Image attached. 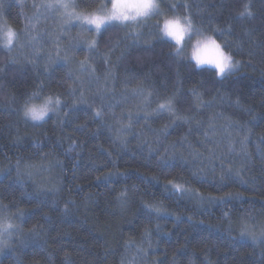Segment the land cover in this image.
Wrapping results in <instances>:
<instances>
[{
  "label": "trees",
  "instance_id": "trees-1",
  "mask_svg": "<svg viewBox=\"0 0 264 264\" xmlns=\"http://www.w3.org/2000/svg\"><path fill=\"white\" fill-rule=\"evenodd\" d=\"M25 1L0 0L16 30ZM170 3L164 12L189 15L244 67L218 79L173 55L159 16L99 35L73 28L67 52L49 34L22 37L13 55L25 58L0 47V224L13 225L0 264H264V235L241 234L264 229V0ZM93 38L90 52L80 43ZM57 55L67 63H50ZM33 93L59 98L58 111L28 120ZM156 208L171 215L150 216Z\"/></svg>",
  "mask_w": 264,
  "mask_h": 264
},
{
  "label": "clouds",
  "instance_id": "clouds-1",
  "mask_svg": "<svg viewBox=\"0 0 264 264\" xmlns=\"http://www.w3.org/2000/svg\"><path fill=\"white\" fill-rule=\"evenodd\" d=\"M50 5L62 10L66 20L81 13L78 23H83L88 28L99 26L101 30L111 23L135 24L145 18L159 16V34L173 45V55L194 61L198 69L206 67L214 70L218 79L235 70L236 61L232 52L215 35L197 28L179 12L161 11V0H107V3L92 13L78 12L76 0H53ZM15 34L14 25L0 23V47L8 48L12 45L16 39ZM60 104L57 97L33 93L23 108V115L34 122H40L49 113L57 112Z\"/></svg>",
  "mask_w": 264,
  "mask_h": 264
},
{
  "label": "rangeland",
  "instance_id": "rangeland-1",
  "mask_svg": "<svg viewBox=\"0 0 264 264\" xmlns=\"http://www.w3.org/2000/svg\"><path fill=\"white\" fill-rule=\"evenodd\" d=\"M170 1H172V0H161V11L164 12L165 10L168 9V5L171 4ZM52 2H53V0H27L24 3L20 4V5H22L21 10L24 14L23 15L24 19L22 22L23 24H22L21 29L16 30L17 38L13 41L12 45H10L8 48H6L12 54L11 56H13L16 59H18V58L21 59L20 57H23V56H24L23 58L26 57L25 54H22L23 56H18L16 54L13 55V53H15L14 52L15 48H19V49H21L20 47L23 48V43H21L22 37L26 38V36H29V38L31 39L30 41H35L40 35L46 36V34H49L50 41H51V43H53V46H54L56 51L58 50V51L67 52L65 50L66 47L63 48V46H61L62 45V39L68 38L70 43H72L77 36H73L70 33H72L73 28L79 29V26H78L79 23L75 20H72L71 21V27H69L68 25H63V21L66 19L62 15V10L54 9L52 7L51 8L43 7V5H48V4H51ZM77 11L82 12V11L78 10V8H77ZM155 18H158V16H151V17L145 18L143 20H140L139 21L140 23L137 24V26L145 24L150 19H155ZM141 21H143V22H141ZM4 22L7 23L4 15H3V12L0 10V23H4ZM108 25H110V24H107L104 27H106ZM131 25H133V24H131ZM62 27H63V30H61ZM91 29L92 28H89V30H82V32H84L82 34L85 35ZM91 31H94V30H91ZM56 33H59V40L53 39V35ZM94 33H95V31H94ZM82 43L83 42H81L80 44H82ZM80 44H78V45H80ZM27 48H28V46H27ZM32 49H35V48L31 47L30 50H32ZM185 51H187V45H185ZM243 67H244V64L241 62L240 65H238L234 71H231L225 75H228L230 73L241 70ZM48 115H50V113ZM28 120H30V119H28ZM30 121L33 123H38V122H34L32 120H30ZM40 122H42V121H40ZM250 230H251V231H249L250 234L247 233L245 235L246 237L248 235L249 238L254 239L253 236H255V238H258L259 236H261V237L263 236L261 233H262V231H264V229H258V230L250 229ZM8 236H9V234L4 235L3 237H0V239L4 240V238H6V240H4V241H7ZM6 244H8V242H6Z\"/></svg>",
  "mask_w": 264,
  "mask_h": 264
},
{
  "label": "snow or ice",
  "instance_id": "snow-or-ice-1",
  "mask_svg": "<svg viewBox=\"0 0 264 264\" xmlns=\"http://www.w3.org/2000/svg\"><path fill=\"white\" fill-rule=\"evenodd\" d=\"M43 7L51 8V5H50V4H48V5H43ZM176 7H177V6H176L175 4L172 5L173 10H175ZM183 7H185V8L187 9V8H190L191 5L184 4ZM245 11L247 12V6H245ZM247 14H248V15H251V13H247ZM185 17H186L187 19H189L190 22H193V20L190 18L189 15H185ZM80 19H81V13H77L75 16H72V17H70L69 19L64 20V21H63V25H68L69 27H71V21H72V20L79 21ZM84 19H87V17H84ZM78 26H79V28H80L81 30H89V28L86 27L83 23H79ZM157 27H158V25H157ZM61 30H63V27H62ZM91 30H94L95 33H96L97 35H99V34L101 33V29H100L99 26H96L95 28H92ZM216 31H220V32H221V35L224 34L223 31H221V30H219V29H216ZM15 35H16V38H17V33H16ZM53 39H55V40H59V33L54 34V35H53ZM10 43H11V42H10ZM83 43H85V44L87 45L88 51H90V52H95V51H97L98 41H97L95 38H93L91 41H83ZM75 46H76V45H73V47H75ZM57 59H63V60L65 61V63H67V61H68V56L65 55L64 57H60L59 55H57V56L54 57V58H53V57H50V58H49L50 63H51V62H54V61L57 60ZM240 63H241L240 61H236V62H235V68H236L238 65H240ZM84 64H85V62L82 61V62H81V67H82V68L84 67ZM161 110H168V111H171L172 109H171V107H170V104H162V105L159 106V108L157 109V111H161ZM95 116H96V117H101V116H102V113H101V112H97V113H95ZM129 118H130V119L132 118V117H131V114H130V117H129ZM147 119H148V116L146 115V116H145V120H147ZM129 126H130V125H129ZM165 131H166V128H165ZM151 151H152V149H150V152H151ZM159 162H161V163L165 162V158H164L163 156L160 157V161H159ZM18 164H19V162H18ZM228 171H229V174H231V170L229 169ZM109 174H112V173H109ZM125 175H126V173H125ZM169 183H171V181H169ZM165 188H167V185H165ZM173 189L176 190V191L183 190L181 185H173ZM123 195H124V194L122 193L121 196L123 197ZM200 199L203 200L204 197H201ZM216 199H220L221 201H223L224 198H223V197L217 198V197H211V196L208 197L209 202H214ZM146 207L151 208L150 205H149V206H146ZM17 215L20 216V217H22V216L24 215V212H23V211H19V212L17 213ZM149 215H150V216H151V215H155L157 218H159L161 215H171V213H167V212H166L164 209H162V208H156V209L154 210V212H149ZM225 216H227V213H225ZM44 219L47 220V219H50V218L47 217V216H45ZM175 219H176L177 221H179L181 218H180L179 216H176ZM187 219H188V221H189L193 226H195V225H197V224L205 223V221H203V220L195 221V220H193V218H192L191 216H188ZM12 228H13V225H11V224H0V237H3L4 235L10 234V229H12ZM17 228H18V226H17ZM160 231H161V226H160L159 224H157V225H156V232H157L158 234H160ZM245 233H249V229L247 228V226H245V227L242 228V230H241V234H242V235H244ZM32 234L35 235V229L32 230ZM249 234H250V233H249ZM261 234L264 235V231H262ZM143 235H144L145 237H148V238H149V239H148L149 249L155 251V249L152 248V243H151V239H150V235H151L150 232L146 230V231L143 233ZM253 238L255 239V236H253ZM5 246H7L6 241H4L3 239H0V248H3V247H5ZM127 246H128V245L126 244L125 247H127ZM137 251L140 252V253H142V254L145 255V256H147V254H148V252H147L145 249H143V248H141V247H139V246L137 247ZM153 264H159V262H158V261H154ZM173 264H175V261H173Z\"/></svg>",
  "mask_w": 264,
  "mask_h": 264
},
{
  "label": "bare ground",
  "instance_id": "bare-ground-1",
  "mask_svg": "<svg viewBox=\"0 0 264 264\" xmlns=\"http://www.w3.org/2000/svg\"><path fill=\"white\" fill-rule=\"evenodd\" d=\"M92 67V66H91ZM147 99V98H146Z\"/></svg>",
  "mask_w": 264,
  "mask_h": 264
}]
</instances>
